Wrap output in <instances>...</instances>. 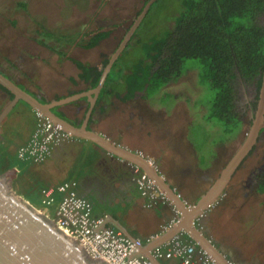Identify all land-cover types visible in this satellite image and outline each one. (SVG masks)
<instances>
[{
    "label": "crops",
    "instance_id": "1",
    "mask_svg": "<svg viewBox=\"0 0 264 264\" xmlns=\"http://www.w3.org/2000/svg\"><path fill=\"white\" fill-rule=\"evenodd\" d=\"M89 39L71 47L70 44L39 43L37 48L29 45L21 49L18 47L14 54L0 51V72L21 89L15 104L0 124L1 138L4 134L10 136L11 150L16 153L17 147L30 138L35 128L37 109L22 97L53 104L50 108L53 115L69 127H74L71 131L63 124L72 137L54 145L45 161L31 164L30 171L49 184L46 191H51V196L55 198L48 206L49 210L55 213L60 201L57 187L62 182H75L73 189L89 202L92 217L102 218L103 227L142 240L138 255L154 264H181L180 257L164 255L176 240L194 246L190 264H203L204 252L216 264H228V260L235 264H263L258 257L260 246L257 238L242 232L248 245L244 246L242 235L236 240L225 231L229 222L223 221L222 215L234 186L225 185L228 188L221 191L220 196L223 194L224 198H219L217 205V202H211L194 214L193 206L218 179L221 170H215L213 165L200 167L202 160L187 139V126L183 131L184 139L176 144L166 143L154 134L158 122L153 121V116L164 108H158V103L149 101L145 89L130 94L128 77L131 73L128 67L114 69L125 78L111 77L113 63L126 44L113 58L120 44L111 46L100 40L87 47ZM112 58L103 83L94 95L91 92L98 86ZM86 69L94 73V78L84 74ZM126 88L129 95H126ZM14 97L13 92L0 83V111ZM64 99L69 100L54 104ZM168 110L172 109L168 107ZM148 115L151 120H147ZM146 124L152 127H145ZM90 132L121 148L124 155L105 149L89 138ZM177 146H184L185 153L176 156L174 151H179ZM141 151L147 156L140 154ZM12 169L15 178L20 168L16 166ZM141 173L152 178L170 201L151 200L143 196L136 182ZM164 183L175 196L165 189ZM232 221L234 223L235 220ZM238 221V234L243 229L242 222L248 227L252 224L251 220L242 216ZM156 249L163 255L156 257Z\"/></svg>",
    "mask_w": 264,
    "mask_h": 264
},
{
    "label": "rangeland",
    "instance_id": "2",
    "mask_svg": "<svg viewBox=\"0 0 264 264\" xmlns=\"http://www.w3.org/2000/svg\"><path fill=\"white\" fill-rule=\"evenodd\" d=\"M146 3V0H0V51L6 54H14L17 52L18 47L21 49L29 45L37 48L39 43L63 46L70 44V47L75 46L74 43L85 42L92 37L93 34L91 32L97 31L99 24L102 25L105 20L119 19L121 24L107 29L110 34L101 40L114 46L119 44L125 37L128 29L142 12ZM151 5H153L152 12L144 17L139 29L135 31L134 41L128 43L127 47L124 48V51L119 54V57L113 63V68L110 71L111 77L117 75L125 78L121 72H115V67L122 70L128 66L132 68L135 63L137 67L141 65L142 63L138 60L144 59L149 51L146 49L138 51L136 49L137 44L133 43L138 41L136 43L142 44V46L147 42L156 44L157 40L165 36L167 29L166 26L162 25L163 22L160 23V21L165 20L167 15L172 17L173 11L179 10L177 0H155ZM156 20L160 24L156 27L151 26ZM35 51L38 50L36 49ZM190 64L192 65L191 62L189 66H191ZM128 78H130L132 83L133 76ZM246 87L238 91L237 107L239 110H243L247 102L253 98L252 92L254 90H252L251 85L247 84ZM164 89L170 92L163 96L162 90ZM162 90L156 91L149 97V101L160 105L158 108H164L162 112L159 110L161 113L153 116L155 118L153 121L158 122V127L154 128L157 131L151 130H154V134L166 143L172 142L176 144V142L179 143V141L184 139L183 131L186 126L201 117L205 112L203 107H201V111H197L194 108L192 98L195 97L194 99L198 104L203 105L202 103H205V99L209 98V93H207L205 88L201 90L196 79V69L191 67L185 71L177 82L163 86ZM127 91L128 88H126V95H129ZM181 93L182 96H180ZM185 96L186 98L190 97L188 102L185 100ZM168 107L172 110H168ZM253 112L255 110L247 112V121L250 118L253 119ZM151 118L148 115L147 120H151ZM146 126L152 127L149 124H146ZM250 126L251 123L246 124L240 132L238 131L236 138L228 142H225L227 136L223 132L212 131L208 133L203 130L202 133L196 134L194 129L192 130L191 128L187 139L194 144L195 149L200 154L199 157L202 160L199 164L200 167L213 165L212 167L215 170L222 171L245 141ZM236 131L233 130V132ZM220 140L223 143L217 146L215 142L218 143ZM184 150V146H180L179 151H174V153L176 156L178 153L184 154ZM249 151L251 153H247L242 158L240 164H238L239 168L238 166L236 167L234 174L226 184L228 186L234 185L235 188H233L230 198L227 199L226 211L222 217L223 221L229 222L225 231L233 235L232 237L236 240L242 235L244 246L248 245L242 232L245 231L252 235L253 238L258 239V245L260 246V255L258 257L259 261L264 264V194H256L252 186L253 172L261 166L262 160H264V130L261 131L260 129L256 141ZM141 152L145 155L143 151ZM237 174L240 175L238 178L236 177ZM228 186L225 188H228ZM219 198L223 199L224 195H218L215 198L213 201L214 203L217 202L215 205L219 203ZM51 204L42 202V205L36 208L55 222L58 204L55 213L48 208ZM222 210L220 209V211ZM241 216L246 220H251L252 222L250 221V223L252 224L248 227L247 224L242 222L243 229L238 234L237 229L240 223L238 220L241 221ZM250 217L252 219H248ZM232 219L236 222L234 221L233 223ZM249 251L251 250L249 249Z\"/></svg>",
    "mask_w": 264,
    "mask_h": 264
},
{
    "label": "trees",
    "instance_id": "3",
    "mask_svg": "<svg viewBox=\"0 0 264 264\" xmlns=\"http://www.w3.org/2000/svg\"><path fill=\"white\" fill-rule=\"evenodd\" d=\"M177 2L179 10L173 11L172 17L167 15L165 20L160 21L167 27L165 36L157 40L156 44L147 42L142 46L136 43L138 41L133 43L137 44L138 51L146 49L149 53L144 59L138 60L142 63L138 67L136 63L132 68L128 66L131 73L129 77L133 76L129 86L130 94L145 89V95L149 98L156 91L162 90L163 86L177 82L188 68L196 69L197 83L201 90L205 88L209 98L205 99V103L202 101L203 105L198 104L195 97L192 98L194 108L201 111L203 107L205 112L187 125V136L189 137L191 128L196 134L202 133L203 130L208 133L219 131L227 136L225 142H228L236 138L246 124L252 123V118L246 120V114L255 110L259 98L264 72V0ZM152 9L153 5L148 8L144 17L152 12ZM144 17L131 34L126 47L134 41L135 31L139 29ZM160 23L156 20L151 26L156 27ZM104 28L99 26L97 31L93 32L87 47H92L109 35L110 31ZM84 74L92 78L94 73L86 69ZM247 84L254 90L253 98L243 110H239L238 91L247 88ZM167 93L164 91L162 95ZM189 99L190 97H187L185 100L188 102ZM36 123L37 118L35 126ZM4 125L6 127V123L3 128ZM30 138L17 147L16 153L11 150L9 135L4 134L3 138H0V174L13 167H19V173L12 183L13 188L29 203L39 207L45 199L44 191L50 186L30 171L33 162L18 154V148L25 145ZM222 143L221 140L215 142L217 146ZM250 153L251 151L248 152ZM238 176L240 175L237 174L236 177ZM252 186L256 194H264V160L253 172ZM58 192L61 194V200L64 193ZM53 199L55 201L54 197Z\"/></svg>",
    "mask_w": 264,
    "mask_h": 264
},
{
    "label": "water",
    "instance_id": "4",
    "mask_svg": "<svg viewBox=\"0 0 264 264\" xmlns=\"http://www.w3.org/2000/svg\"><path fill=\"white\" fill-rule=\"evenodd\" d=\"M153 1L155 0L147 1L142 12L138 15L133 26L115 51L113 58L127 43L129 37L142 20ZM109 22L110 21H107V23ZM113 58L103 71L98 86L91 92L94 93V95L97 94L101 87L103 78L111 66ZM0 83L15 95L0 113L1 124L15 104L21 89L3 76L1 72ZM22 98L34 109L41 112L44 111L47 114L46 116L52 121H60L62 126L64 124L69 130H73L74 127H69L64 121L53 115L50 111L53 104H43L32 97H30V99L27 97ZM68 100L69 99H64L62 102H55L54 104L58 105L60 103H65ZM262 127H264V72L259 90V98L257 100L249 133L241 147L223 168L218 179L204 192L197 201V204L193 206L192 210L194 214L205 209L215 200V198L218 197V195H220L221 191L230 180L232 173L238 164H240L242 158L247 155L250 148L255 143ZM84 132L87 131L84 130ZM1 136L0 133V138ZM89 138L117 155H124L121 148L111 144L108 140L95 133L90 132ZM13 178L14 169H10L0 174V264H100L102 260L90 257L79 243H75L78 246L73 245L70 240L62 235L61 230L55 225L54 221L18 194L12 185ZM164 187L167 191H171L170 187L165 183ZM171 195L175 196L172 191ZM177 200L181 203L180 199ZM202 238L205 239L204 236H202ZM104 263L107 264L106 262Z\"/></svg>",
    "mask_w": 264,
    "mask_h": 264
},
{
    "label": "built area",
    "instance_id": "5",
    "mask_svg": "<svg viewBox=\"0 0 264 264\" xmlns=\"http://www.w3.org/2000/svg\"><path fill=\"white\" fill-rule=\"evenodd\" d=\"M36 118L37 123L31 138L25 145L18 148V154L22 158L30 159L33 163H41L50 155L54 145L71 138L72 135L60 123L52 121L39 110H36ZM136 182L143 196L151 200L170 201L146 173L137 176ZM75 184V182H64L57 187V190L64 195L58 203L55 225L65 235L76 240L93 259L102 260L108 264H154L149 259L138 255L143 244L142 240L125 236L113 228L103 227L102 218L92 217L89 202L74 191ZM50 192L44 191L47 197L43 202L46 204L54 201ZM194 252L193 245L176 240L172 248L164 255L167 257L176 255L181 258V264H190ZM203 254L205 255L203 264H216L208 253ZM162 255L163 253L156 249L155 256ZM227 263L235 264L230 260Z\"/></svg>",
    "mask_w": 264,
    "mask_h": 264
},
{
    "label": "flooded vegetation",
    "instance_id": "6",
    "mask_svg": "<svg viewBox=\"0 0 264 264\" xmlns=\"http://www.w3.org/2000/svg\"><path fill=\"white\" fill-rule=\"evenodd\" d=\"M121 24V20H110V22L109 23H107V22H104V23H102V25L101 26H103V27H105L104 29H109V28H112V27H117L118 25H120ZM134 24V23H133ZM133 24L130 26V28L128 29V31H127V33L129 32V30L131 29V27L133 26ZM100 25V24H99ZM113 25H116V26H113ZM135 30V29H134ZM134 32V31H133ZM127 33H126V35H127ZM109 34H110V32H109ZM125 35V36H126ZM108 37V36H107ZM125 38V37H124ZM123 38V39H124ZM123 39H122V41H123ZM121 41V42H122ZM120 42V43H121ZM119 43V44H120ZM235 171V170H234ZM234 173V172H233ZM231 177H232V175H231ZM234 179V178H233ZM234 183V182H233ZM232 183V184H233ZM232 186H234V185H232Z\"/></svg>",
    "mask_w": 264,
    "mask_h": 264
},
{
    "label": "bare ground",
    "instance_id": "7",
    "mask_svg": "<svg viewBox=\"0 0 264 264\" xmlns=\"http://www.w3.org/2000/svg\"><path fill=\"white\" fill-rule=\"evenodd\" d=\"M61 233H62V235H63L66 239L70 240L71 243H73V245L78 246V245L75 244V243L77 242L76 240L71 239L70 237H68L67 235H65V233H63L62 231H61ZM73 240H74V242H73ZM77 243H78V242H77ZM80 246H81V245H80ZM100 264H105V263H104V261H101ZM107 264H108V263H107Z\"/></svg>",
    "mask_w": 264,
    "mask_h": 264
}]
</instances>
